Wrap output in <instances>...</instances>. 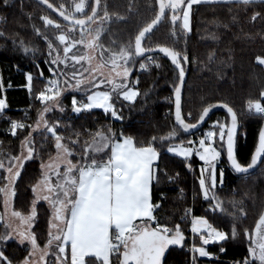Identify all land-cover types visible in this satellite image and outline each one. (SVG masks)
Instances as JSON below:
<instances>
[{
	"label": "trees",
	"instance_id": "trees-1",
	"mask_svg": "<svg viewBox=\"0 0 264 264\" xmlns=\"http://www.w3.org/2000/svg\"><path fill=\"white\" fill-rule=\"evenodd\" d=\"M52 5L67 15L75 18L88 17L93 9L94 0H48ZM101 7L94 22L86 28L71 27L64 21L45 10L34 0H13V6L0 10L6 20L0 21V98L5 95L7 110L5 117L25 120V129L19 130L16 136H5L0 133L2 156L9 158L18 156L22 141L28 134L33 138L34 159L26 161L20 178L15 182L17 195L13 197L12 209L26 215L31 211L34 199L32 187L41 178V158L47 162L56 152L55 140L46 129L32 133V127L39 121L38 113L44 105L35 98L39 91L45 90L51 77L48 56V43L53 44V56L56 49H62L58 35L66 34L69 41L92 37V49L98 52V59L109 57L121 51L134 54L135 38L143 28L151 23L158 13L156 0H100ZM83 2L84 11L76 12L75 5ZM186 3V0H185ZM260 12L255 21L252 16ZM106 13V15H105ZM168 9L165 21L154 30L144 42V46H171L186 52L189 56L188 77L183 96V112L191 113L188 122H196L198 115L209 104L227 103L238 114L240 133L238 138V158L247 165L255 152L258 137L264 123V117L248 112V101L259 100L264 103V67L257 63L264 59V2L244 5L241 2L203 3L194 6L191 14V33L182 29V21L176 25L171 22ZM52 19L54 24L47 25L44 18ZM60 25V29L54 27ZM99 32V39L96 34ZM175 32L176 35L172 33ZM29 51L25 52L24 49ZM75 54L85 52L89 48L77 43ZM62 57V54L60 55ZM211 57V59L209 58ZM161 67L150 63L149 70L141 71L139 65L146 62L145 58L133 55L130 65L134 67L129 86L138 87L140 95L134 104L122 99L114 100L118 114L123 120H113L110 114L102 110H92L74 115L71 111L72 98L75 93H64L60 100L65 107L61 113L54 109L45 120L49 125H57L58 134L65 137L64 143L72 146L78 140L77 148H82L87 141L90 146L96 138L95 133L111 129L131 135L138 142L154 143L160 151L158 162L160 169L159 183L153 188V199H164L157 210L158 218L164 224L172 226L180 223L185 235L184 247L173 246L165 254L166 264H190L191 243L201 246L198 237H192L190 223L184 221V213L190 207L191 192L202 196L199 188L201 163L197 157L191 158V170L182 158L171 155L167 148L188 139L198 140L203 132L216 121L229 122L225 114H214L208 124L200 132L193 135L183 133L174 122V81L177 72L171 63L161 55H153ZM82 63V65H84ZM51 66H55L51 65ZM43 70V77L39 70ZM25 73L33 75L32 94L26 84ZM139 84L136 85V80ZM3 89L5 90L3 93ZM97 91L93 89L91 92ZM85 96V94H84ZM0 123V130L3 127ZM176 132L173 141H161V137ZM157 140L153 141L152 138ZM43 145V147H42ZM106 157L107 151L97 154ZM79 156L74 158V162ZM222 165H227L226 156ZM223 185L217 183L212 190L213 198L209 203L196 202V216L205 217L215 227L231 233L236 228L239 236L221 245L209 244L207 250L218 259H203L196 254V264H240L248 257L249 236L264 214V164L255 173L248 176L233 174L225 169ZM167 174L165 176L164 174ZM180 175V180L169 183L167 177ZM3 184V183H1ZM185 191L184 195L180 190ZM217 205H219L217 207ZM37 217L32 229L40 248L47 246L51 211L44 203L36 206ZM214 209V210H213ZM3 210V199L0 194V211ZM247 230L248 235H245ZM9 233L7 223L0 225V235ZM29 246L21 245L16 240H9L6 254L18 262L29 256ZM258 264V262H256Z\"/></svg>",
	"mask_w": 264,
	"mask_h": 264
},
{
	"label": "snow or ice",
	"instance_id": "snow-or-ice-1",
	"mask_svg": "<svg viewBox=\"0 0 264 264\" xmlns=\"http://www.w3.org/2000/svg\"><path fill=\"white\" fill-rule=\"evenodd\" d=\"M48 0H44L47 3ZM204 2V0H159V14L147 24L135 38L134 54L130 51H121L113 54L111 57L112 70L116 76L121 78V82L117 83L115 78L109 73L104 80L91 81L93 86L99 88L105 82L111 85V90L93 91L86 96V101H78L72 98L71 111L77 115L82 112H91L93 109H102L105 114H110L116 120H123V116L118 114L113 93L116 94L115 99H122L125 102L134 104L136 98L140 95L138 87L129 86V78L132 75L134 61L130 65L129 61L136 57L145 56L146 62L141 63L139 68L141 71L149 70L150 63L155 67H161L158 60H154V53L158 52L167 58L177 72V79L174 81V122L185 133L198 129L199 125L204 124L209 113L216 105L209 104L204 107L198 115L196 122H188L187 117L191 113L182 111V89L186 77L185 65L189 63V56L186 52L176 50L171 46H159L154 48L151 45L142 46V41L146 33H151L153 28L158 25L166 16V9L171 10V22L176 25L177 21H182V29L186 33H191V13L193 5ZM244 5H252L256 0H241ZM97 6L100 0H96ZM13 6V0H0V10H6ZM48 7H52L51 4ZM76 12L84 11L83 2L75 5ZM64 20L76 25L83 26L85 20L70 18L63 11L60 12ZM106 15V13H105ZM96 16V9H92V16L88 17L92 20ZM261 16L260 12H256L251 18L253 21ZM6 20V17L0 15V21ZM47 25H53L52 19L44 18ZM56 29H60L59 24H55ZM176 35L175 32L172 33ZM3 33L0 32V36ZM57 39L64 45L63 59L57 54L53 56V44L48 43V56L51 60L46 62L51 65H59L68 59V53H71L77 43L84 44L87 48H92L93 43H85L81 38L79 41L72 39L69 41L66 34L58 35ZM99 39V32L96 34ZM25 52L29 49L25 48ZM211 59V57H209ZM72 59L76 63H80L85 59L73 53ZM91 59V57H88ZM123 61V63H119ZM260 64H264V59L259 60ZM103 65H97L96 70H101ZM116 69H120L116 71ZM39 70V75L43 77V70ZM75 72L72 73L75 76ZM101 75L103 72L101 71ZM33 75H26V88L32 94ZM53 85L39 91L35 98L45 106L39 111V122L32 127V132L41 128L47 130L55 140V149L57 155L54 164L50 159L47 163L41 158L40 168L42 178L38 180L32 187L34 199L31 204V214L22 215L19 211L12 213L14 217L19 218L28 228L24 231L16 230L15 239L23 245L27 242L30 245L29 256L18 262L14 261L6 254V245L9 240L14 237L10 233L0 235V264H41L48 255V249L56 242L58 252L55 254L54 264H65L66 257L62 256L66 252V247L70 243L71 257L70 264H166L165 254L170 246L184 247L185 235L181 229L180 223L168 226L160 221L157 210L161 208L164 199L161 193V200L153 199V188L160 180V151L154 143L138 142L131 135H125L123 132H116L111 129L98 131L95 133L99 140H94L91 146L88 142H84L82 148H77L80 142L72 141V146L64 143L65 137L58 134L57 125H49L45 120V114L59 109L61 113L65 111L62 101L59 99L63 91L57 85L58 80H51ZM82 81H77L72 86V91H78ZM139 80H136V85ZM264 96V93L261 94ZM51 103L49 104L48 102ZM7 101L0 98V113H4L7 109ZM226 109L230 122L216 121L212 123L209 130L203 134L198 140L188 139L182 141L178 145L167 148V152L180 157L186 166L191 170V158L197 157L202 162L200 168L199 188L205 201L211 202L213 198L212 190L217 187L218 165L222 161V157L226 156L231 169L237 174L249 173L250 169L257 164H264V131L259 135V147L252 155L250 163L244 165L238 158V134L240 124L237 112L227 103L219 105ZM248 112L258 114L264 117V103L259 100L248 101ZM30 127L24 123L11 122V135L16 136L18 129ZM177 133H169L165 137H161V141H173ZM153 141L157 138L153 137ZM33 138L28 134L22 141V152L20 156H13L8 162L7 167L0 161V169H4L7 173L5 179L7 185L0 188V192L5 196V207L8 206L10 199L17 195L14 188L15 181L21 176L26 161L34 159ZM43 147V145H42ZM26 148V152L23 149ZM106 157H100L97 154L105 152ZM79 159L74 162V158ZM64 165V171L60 170V166ZM53 173L57 178L56 183L53 182ZM167 176V174H164ZM178 175V174H177ZM220 183L223 182V171L219 172ZM172 179V177H167ZM46 201L52 208L53 224L56 229L55 233H49L47 246L41 249L35 234L30 229L37 217L36 204L39 201ZM219 205H217L218 207ZM214 210V209H213ZM188 213H184L187 216ZM59 223H56V222ZM191 232L198 234L201 246L195 244L191 248L192 264H196V254L199 257H209L211 253L206 246L209 244L221 245V251L225 250L224 242L229 239H235L239 236L236 228L233 227L231 233L218 229L205 217H192ZM264 216L261 217L256 228V235L259 238L254 245H249V255L240 264H264ZM245 235H248L245 230ZM251 239V236L248 237ZM39 253V258L33 260L32 256ZM46 264V262H45Z\"/></svg>",
	"mask_w": 264,
	"mask_h": 264
},
{
	"label": "rangeland",
	"instance_id": "rangeland-1",
	"mask_svg": "<svg viewBox=\"0 0 264 264\" xmlns=\"http://www.w3.org/2000/svg\"><path fill=\"white\" fill-rule=\"evenodd\" d=\"M231 2H236V0H204V2H202L200 4H203V3H231ZM186 3H187V0H186ZM197 5H199V4H197ZM197 5H193V7L194 6H197ZM170 12H171V10H170ZM91 39H92V37L87 36L88 42L91 41ZM60 45H61L62 49L61 50L60 49H56V50H54V52L56 51L55 54L56 55L58 54L59 56L62 54V57L61 56L60 57L63 59V57H64V52H63L64 45L61 44V43H60ZM74 50L75 49H73L71 53H68V59L64 63H61L59 65H55L54 66L55 67L56 76L54 77L53 80H58L59 81V84L57 86L61 90L68 89L66 91H63L62 95H64V93L65 94L66 93H75V94L86 93L87 95H89V94H91V91L93 89H95L97 91L98 90H108V91H110L111 90V85L108 84L107 82H105L103 85H100L99 88L94 87L93 86V83H90V80L93 81V82L98 81V80H104L105 77L109 75V73L111 74L112 77L115 78V81L117 83H120L121 82V78L116 76L115 71H111L112 70V64H111L110 61H111V57H112L113 54L110 55L109 57H104V58L98 59V57H99L98 52L95 49L89 48L87 51H85L83 53L80 52L78 54L79 56H84L85 59L81 60L80 63H76V61L72 59V55H73V53H75ZM88 57H91V59H88ZM259 60L260 59L257 60V63L258 64H260L259 63ZM84 62H85V64L82 65V63H84ZM119 63L122 64L123 61H120ZM97 65H103V68L101 70H96V66ZM260 65H262L264 67V64H260ZM119 70L120 69H116V71H119ZM101 71L103 72V75H101ZM73 72L76 73L75 76L72 75ZM78 80L79 81H82V83L79 85V90L78 91H72L71 90L72 86L76 85V83H77ZM50 85H52V84H50ZM130 87H133V86H130ZM113 95H114V93H113ZM60 98L61 97H59V99ZM262 98L264 99V96H262ZM57 110H59V109H57ZM100 110H102V109H100ZM49 113L45 114V117ZM74 115H77V114H74ZM112 119L113 120H116L114 118H112ZM211 125H212V123H211ZM210 126H209V128H210ZM209 128L207 130H205L203 133H206L209 130ZM41 130H44L43 124H41V128L38 129L37 131H41ZM18 132H17V134H18ZM94 140L98 141L99 140V137H96ZM92 144L93 143H91L90 146ZM173 145H171V146H173ZM175 145H178V144H175ZM23 151L26 152V148L23 149ZM21 152H22V144H21ZM21 152H20V154L18 156L21 155ZM103 153L104 152L98 153V154H103ZM56 155H57V150H56L55 154L50 158L54 164L56 163V160H55ZM171 155H174V154H171ZM193 157H195V156H193ZM10 159H11V157L4 158V159H3V157H0V161H2L4 163L5 167H7L8 162H9ZM47 162H45V163H47ZM226 166H228V165H226ZM226 166L220 167V169L225 170L227 168ZM60 170L62 172L64 171V165H61L60 166ZM42 171L43 170L41 169V178H42ZM6 176H7L6 171L4 169H0V188H3V187H5L7 185V180L5 179ZM217 177H218V172H217ZM224 178H225V176L223 177V183H224ZM218 180H219V178H218ZM56 181H57V178L55 177V174L53 173V182L56 183ZM1 183H3V184H1ZM223 183H222V185H223ZM14 186H15V184H14ZM0 194L2 195V199H3V210L0 211V225L2 223L6 222L7 223V226H8V229H9V233L12 234L13 237H14L12 240L18 241L17 239H15L16 234H17L16 233V230L24 231L25 229L28 228V225L25 224L23 221H21L19 218L14 217L12 215V213L15 212L12 209V201H13V198L10 199V202H9L8 206L5 207V203H4L5 196H4V193L3 192H0ZM40 203L46 204V206L50 209V211H51V220H50L49 233H55L56 229L52 227V224H53V220H52V216H53L52 208H51V206L46 201H43V200L39 201L36 204V206L38 204H40ZM30 214H31V211H30L29 214H26L25 216L30 215ZM262 216H264V214ZM34 223H35V221L33 222L32 226H31V229H30L31 232H32ZM56 223H59V222L57 221ZM258 224H259V222H258ZM258 224H257V226H258ZM257 226H256V228H257ZM261 227H262V229H264V226H261ZM256 228H255L254 233L252 235H250L251 236V239H249L250 245H254L255 242L259 239L257 237V235H256ZM195 235H196V237L199 238L198 234H195ZM24 244H27L29 246V249H30V245L27 242H25ZM171 247H173V246H171ZM41 249H44V248H41ZM57 252H58V248L56 247V242H53L52 247L48 249V255L45 257V261H42L41 264H45V262H46V264H54L55 254ZM61 255L66 257L65 264H70V255H69V252L66 251L64 254H61ZM37 256H39V253H37L33 257L34 258H37ZM34 258H33V260H34Z\"/></svg>",
	"mask_w": 264,
	"mask_h": 264
},
{
	"label": "water",
	"instance_id": "water-1",
	"mask_svg": "<svg viewBox=\"0 0 264 264\" xmlns=\"http://www.w3.org/2000/svg\"><path fill=\"white\" fill-rule=\"evenodd\" d=\"M34 1H35L37 4H39L40 6H42L45 10H47L48 12H50L51 14H53L54 16H56L58 19L64 21V22L67 23L69 26H71V27H76V28H86V27H88L89 25H91V24L94 22V20H95L97 14H98V12H99V10H100V7H101V1H100L99 6H97V4H96V0H94V6H93V8L96 9V16L93 17L92 20H89V19H88V17H91V16H92V12H91V14H90L88 17H85V18H75V17H72V16H69V15H68L70 18H74V19H83V20H85V24H84L83 26H80V25L73 24V23L71 22V19L68 20V21L64 20L63 16L60 15L61 10L58 9V8H56V7H55L54 5H52L49 1H48L47 3H44V0H34ZM156 3H157V8H158V13H157V15H158V14H159V0H156ZM49 4L52 5L51 8L48 7ZM167 12H168V9H166V16H167ZM64 13H65V12H64ZM65 15H67V14L65 13ZM166 16H165V18H164V19H163L158 25H156V26L153 28L152 32H153L154 30H156V29H157V28H158V27H159V26L165 21ZM152 32H151V33H152ZM151 33H146V34H145V38H144V40L142 41V46H144V42H145V40L148 38V36H149ZM134 48H135V44H134ZM157 48H158V47H157ZM147 55H148V53H146L145 56H141V57H137V58H145V57H147ZM152 55H161V56H162V54H160V53H158V52H156V53H154V54H152ZM166 59H167V58H166ZM167 60H168V59H167ZM168 61H169V60H168ZM169 62H170V61H169ZM187 77H188V68L186 69V77H185V82H184L183 89H182V111H183V96H184V91H185V85H186V82H187ZM173 101H174V94H173ZM219 105H220V104H217L216 107H214V108L212 109V111L209 113V117L206 118L204 124L199 125L198 129L192 130V132H190V133H185V132H183L182 130H181V131H182L183 133H185V134H188V135H193V134H195V133H197V132H200V131H202V130L204 129V127L208 124L210 118H211L214 114H217V113L225 114V115L228 117L229 122H230V118H229V116H228V113H227L226 109H224V108H222V107H219ZM239 124H240V122H239ZM176 126H177V125H176ZM177 127H178V126H177ZM262 131H264V123H263V125H262V128H261L260 133H261ZM239 133H240V131H239ZM259 135H260V134H259ZM238 138H239V134H238ZM258 147H259V137H258V143H257L256 149H257ZM256 149H255V151H256ZM254 153H255V152H254ZM254 153H253V154H254ZM226 162H227V160H226ZM227 165H228V167L230 168V170L234 173V171L231 169V167H230V165H229L228 162H227ZM261 165H262V164H257V166H255L254 168L250 169L249 173H246V174H237V173H234V174H236V175H241V176H248V175H251V174L255 173L256 170H257Z\"/></svg>",
	"mask_w": 264,
	"mask_h": 264
},
{
	"label": "built area",
	"instance_id": "built-area-1",
	"mask_svg": "<svg viewBox=\"0 0 264 264\" xmlns=\"http://www.w3.org/2000/svg\"><path fill=\"white\" fill-rule=\"evenodd\" d=\"M51 87H53V85H49L47 88H51ZM13 121L20 122V123H24L26 125L25 120H22V119L18 120V119H12V118H8V117H2V116H0V123L3 122V124H4L3 127L0 130V133L3 134V135H5V136H12L11 135V131H10V127H11V122H13ZM23 129H25V128H23ZM19 130H22V129H18L17 132ZM0 146H1V141H0ZM1 155H2V151L0 150V156ZM226 167H227V169L230 170V168L228 166H226ZM224 176H225V171H224ZM180 178H181L180 175L179 174L178 175L176 174L174 177H172V179H169L168 182L169 183H175L178 180H180ZM180 193L184 195L185 191L183 189H181L180 190ZM190 200H191V204H190V207L187 210L188 215L185 216L183 220L186 221V222H188V223H190V232H191V226H192L191 225V221H192V217L193 216H196V210H195L196 209L195 208L196 207V202L201 201L202 203H204V202H207V201H205L202 196L198 195L194 191L191 192ZM196 217H198V216H196ZM191 235H192V237H196V235L193 234L192 232H191ZM193 245L194 244L191 243L190 246L188 247L189 252H190V259H189L190 264H192V253H191L190 250L193 247ZM203 259H211V260H214V259H218V258L214 254H211L209 257H206V258H203Z\"/></svg>",
	"mask_w": 264,
	"mask_h": 264
},
{
	"label": "crops",
	"instance_id": "crops-1",
	"mask_svg": "<svg viewBox=\"0 0 264 264\" xmlns=\"http://www.w3.org/2000/svg\"><path fill=\"white\" fill-rule=\"evenodd\" d=\"M236 2H241V0H236ZM256 2H264V0H256ZM49 67V70H50V66H48ZM51 70L52 71H50V74H51V77H55L56 76V72H55V67L54 66H52L51 67ZM28 73H25V75H27ZM52 79H50L49 80V85L51 84L50 83V81H51ZM48 85V86H49ZM4 89H3V93H4ZM84 94H85V96H84ZM86 96H87V94L86 93H80V94H78V96H76L75 98L78 100V101H83V102H87L86 101ZM3 98H5L6 99V97H5V95L3 96ZM48 103H51V101L50 102H48ZM7 110V109H6ZM6 110H5V112H6ZM93 110H100V109H93ZM103 111V110H102ZM5 112L4 113H0V116H2V117H5ZM73 114H75V113H73ZM81 114V113H80ZM77 116V115H76ZM198 159V158H197ZM222 160H223V157H222ZM198 161H199V159H198ZM200 163H201V165H199L198 166V169H199V171H200V168L202 167V162L201 161H199ZM223 166H225V165H222V161H221V163H220V165H218V178H219V180H218V183L220 182V176H219V172L222 170V169H220V167H223ZM223 171V177H224V170H222ZM223 183V182H222ZM220 185H222L221 183H219ZM171 247V246H170ZM66 251L67 252H69V255H70V257H71V246H70V243L68 244V246L66 247ZM198 254V253H197ZM34 257L32 256V259H33ZM39 258V256H37V258H34V260H37ZM201 258H206V257H201Z\"/></svg>",
	"mask_w": 264,
	"mask_h": 264
}]
</instances>
